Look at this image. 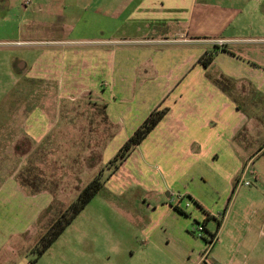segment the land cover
Segmentation results:
<instances>
[{
    "label": "crops",
    "instance_id": "0c3cea01",
    "mask_svg": "<svg viewBox=\"0 0 264 264\" xmlns=\"http://www.w3.org/2000/svg\"><path fill=\"white\" fill-rule=\"evenodd\" d=\"M98 9L112 24L111 34L73 39L68 33L67 38L41 41L67 44L68 49L42 53L30 68H38L32 76L42 75L39 66L45 55H62L61 63L52 61L49 66L57 70L65 64L70 81L88 79L87 88L95 89L104 104L108 102L110 119L123 129L124 139L131 135L125 129L135 131L151 111L167 108L136 147L142 148L146 159L159 158L167 180L163 189L170 200L158 206L161 213L166 210L168 218L162 216L151 224L140 264H200L205 245L185 230L184 224L186 218L197 219L200 210L194 206L190 218L171 200L181 186L185 190L178 193L213 216L221 200L214 190L217 186L197 182L190 186L186 181H206L213 171H219L226 179L225 186L230 187L251 161L264 154V140L260 141L264 137V0H100ZM69 13L57 16L64 19L60 29L66 25L71 32L77 12ZM218 39L225 43H217ZM94 44L96 48L87 47ZM207 51L214 52V58L206 66L202 59ZM53 70L49 73L55 76ZM25 129L34 136L28 126ZM40 142L41 137L32 140V151ZM24 160L23 156L22 163ZM18 170L10 172L8 158L1 154L0 253L25 231L26 189L16 178ZM40 196L44 203L52 201L45 193L33 197ZM132 200L126 204L134 203ZM32 216L34 222L36 213ZM169 225L179 234H168ZM158 227L164 233L154 234ZM176 235H181L180 242L174 239L181 244L179 248L171 242ZM124 250L117 252L120 256L130 252ZM110 262L116 264L114 259Z\"/></svg>",
    "mask_w": 264,
    "mask_h": 264
},
{
    "label": "rangeland",
    "instance_id": "374dc122",
    "mask_svg": "<svg viewBox=\"0 0 264 264\" xmlns=\"http://www.w3.org/2000/svg\"><path fill=\"white\" fill-rule=\"evenodd\" d=\"M70 3V0H0V156L8 158L10 172L19 168L17 180L19 171L30 166L27 162L32 158L46 188L32 193L31 188L23 185L28 216L24 219L25 231L3 249L0 264H110L111 259L116 264L122 259L140 264L148 247L145 239L152 232L151 224L162 216L168 218L166 210L161 213L158 207L170 201L163 189L167 180L159 158L146 159L140 147L117 169L107 167L126 139L120 133L123 129L110 119L108 102L104 104L95 89L87 88L89 80L70 81L65 64L57 66V70L54 65L49 66L52 61L62 62V55L56 57V53L45 55L39 66L42 75L32 76L38 68H30L42 53L60 47L68 49L67 44L41 41L67 38L68 33L73 39L111 34L112 24L98 9L100 0ZM73 10L77 12L73 31L68 32L66 25L61 30L59 26H63L64 19L57 14L68 16ZM27 69L30 72L22 78ZM51 70L57 71L55 76L50 75ZM26 126L34 136L28 135ZM125 132L134 131L128 128ZM37 137H41V142L35 144V154L24 156L22 163L18 144L26 138L27 146ZM102 169L106 178L104 188L40 255L36 245L56 212L64 209ZM241 177L251 184L238 183ZM237 178L230 187L226 183L230 188L226 193V179L219 171H213L206 181H186L190 186L196 182L217 186L214 190L221 194V200L213 216L209 217L189 197L180 202L178 192L185 190L181 186L174 191L175 200H171L190 218L194 206L200 210L197 219L186 218L184 224L185 230L203 241L205 249L201 254L202 257L207 254L209 264H264V154L251 161ZM44 193L52 197L51 202L44 203L42 196L33 197ZM129 199L134 203L126 204ZM187 200H191L190 207L185 206ZM52 203L57 205L56 212H47ZM33 213H36L34 222ZM204 218H208L206 223ZM198 224L206 227L203 237L194 231ZM166 231L179 234L174 225H169ZM156 233L162 234L164 229L158 227ZM174 239L180 242L181 235L171 239L176 244ZM173 247L174 244L169 246L171 250ZM120 250L130 252L128 256L126 253L120 256L117 252Z\"/></svg>",
    "mask_w": 264,
    "mask_h": 264
},
{
    "label": "trees",
    "instance_id": "16d2710c",
    "mask_svg": "<svg viewBox=\"0 0 264 264\" xmlns=\"http://www.w3.org/2000/svg\"><path fill=\"white\" fill-rule=\"evenodd\" d=\"M214 58V52L207 51L202 59L203 63L207 66ZM167 112V108H156L150 112L146 119L136 128V130L131 134L126 141L122 144L116 155L109 161L107 167L118 168L125 160L129 158L132 151L143 142V140L148 136V134L156 127L160 120L164 117ZM28 138V137H26ZM26 138L24 141L18 144V151L20 155L26 156L30 154L31 156L35 154L34 149L32 151V141L30 140L26 146ZM37 153V152H36ZM32 158L28 159L27 164H31L24 170L19 171L17 177L20 184L27 186L32 189V193L40 192L46 189L44 186V180L40 179L39 174L36 173V167L32 163ZM104 169L99 171L94 177L88 181L77 193V196L64 208L59 211L57 205L52 203L46 209L47 212L51 210L56 212L52 221L48 225V228L41 235L39 242L36 247L38 253L42 255L46 250L57 240V238L65 231V229L75 220V218L82 212V210L91 202V200L104 188L105 186ZM176 208L183 212L178 205Z\"/></svg>",
    "mask_w": 264,
    "mask_h": 264
},
{
    "label": "built area",
    "instance_id": "2783aa9c",
    "mask_svg": "<svg viewBox=\"0 0 264 264\" xmlns=\"http://www.w3.org/2000/svg\"><path fill=\"white\" fill-rule=\"evenodd\" d=\"M25 1H26V0H25ZM216 42L219 43V44H224V43H225V40H224V39H218ZM238 183L245 184V185H250V184H251L249 181H245V180L243 179V177H241V178L239 179ZM178 196H179L178 198H179V201H180V202H181L183 199H186V195H185V194L178 193ZM191 204H192V203H191V200H187V201L185 202V206H186V207H190ZM205 229H206V227H205L204 225L198 224V225L194 228V231H197V232L199 233V236H200V237H203V236H205L204 233H203V231H205ZM212 242H213V238H212ZM207 249H208V248H207ZM207 258H208V257H207V254H205V255L202 257L200 264H203V263H205V264H209V262H207ZM212 264H215V263L213 262Z\"/></svg>",
    "mask_w": 264,
    "mask_h": 264
}]
</instances>
